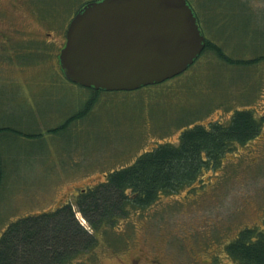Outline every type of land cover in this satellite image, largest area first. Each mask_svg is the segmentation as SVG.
Segmentation results:
<instances>
[{"label":"rangeland","instance_id":"obj_1","mask_svg":"<svg viewBox=\"0 0 264 264\" xmlns=\"http://www.w3.org/2000/svg\"><path fill=\"white\" fill-rule=\"evenodd\" d=\"M10 1L0 0V49L6 55L12 49H35L27 58L36 64L14 58L0 66L4 84L14 80L19 87L17 100L11 97L14 86L6 89L5 100L0 98V125L22 129L0 130V236L14 220L66 203L89 227L76 205L82 188L93 187L159 143L176 145L184 126L226 125L242 109L259 122L255 136L233 144L221 164L195 182L146 207L128 206L106 233H97L92 251L72 255L66 263L236 264L226 244L246 228L264 232V0H187L206 40L220 45L230 61L205 50L161 83L98 96L63 78L57 60L64 42L59 31L68 19L58 17L54 1L70 17L84 0H51L53 12L45 19L28 0H14L15 12L5 7ZM93 97L92 108L68 121L70 126L48 130Z\"/></svg>","mask_w":264,"mask_h":264},{"label":"trees","instance_id":"obj_2","mask_svg":"<svg viewBox=\"0 0 264 264\" xmlns=\"http://www.w3.org/2000/svg\"><path fill=\"white\" fill-rule=\"evenodd\" d=\"M205 46L203 51L213 50L223 59L219 45L207 41ZM86 88L92 96L104 91ZM95 98L48 130L56 132L70 126L68 121L86 114ZM258 124L250 110L236 109L226 125L194 123L182 127L176 145L157 144L79 194L76 205L91 230L77 221L69 203L18 218L0 236V264H66L72 255L92 251L99 242L97 233H106L119 216L127 213L128 206L146 207L159 196L195 182L206 170L218 167L233 144L255 136ZM6 128L22 132L8 125ZM252 231L244 229L225 246L236 264H264V232Z\"/></svg>","mask_w":264,"mask_h":264},{"label":"water","instance_id":"obj_3","mask_svg":"<svg viewBox=\"0 0 264 264\" xmlns=\"http://www.w3.org/2000/svg\"><path fill=\"white\" fill-rule=\"evenodd\" d=\"M204 46L187 0H95L70 20L58 60L74 83L131 91L183 72Z\"/></svg>","mask_w":264,"mask_h":264},{"label":"flooded vegetation","instance_id":"obj_4","mask_svg":"<svg viewBox=\"0 0 264 264\" xmlns=\"http://www.w3.org/2000/svg\"><path fill=\"white\" fill-rule=\"evenodd\" d=\"M91 1H94V0H84V1H82L76 8H74L73 9V11L71 12V16L69 17V16H67L66 14H64L63 13V15H62V13H61V11H60V9H57V6L59 5L62 9H64L63 8V6H62V3H60V4H58L57 5V2L56 1H54L55 2V4H56V6L54 7V10H55V13L58 15V17L60 18V19H62V17H60V16H64V19H68V21H67V23L64 25V27H63V29L62 30H60L59 31V38L61 39V40H64V38H65V34H66V29H67V26H68V24H69V22H70V20L72 19V17L76 14V12L82 7V6H84L86 3H88V2H91ZM28 2V5L30 6V8H31V10L37 15V17L38 18H40V19H45V18H51V12H53V8H52V5H53V3H51V0H45L44 1V3H39V5H37V3H36V0H28L27 1ZM5 7H6V9H8V10H10V11H13V12H15L16 11V9H15V7H14V0H11L10 1V3L8 4V5H5ZM57 9V10H56ZM64 11H65V9H64ZM194 11V10H193ZM194 14H195V16H196V20H197V23H198V26H199V16H198V14H197V12H195L194 11ZM208 15V14H207ZM6 23L7 24H9V23H11L10 21H6ZM1 24H2V27L0 26V28H1V31L3 32V28H4V22H1ZM199 28H200V26H199ZM201 29V28H200ZM48 35V34H47ZM205 36V35H204ZM65 41V40H64ZM205 41H206V37H205ZM207 42V41H206ZM217 44V43H216ZM63 45H64V42H63ZM62 45V46H63ZM218 45V44H217ZM61 46V47H62ZM220 46V45H219ZM221 47V46H220ZM206 48V46L204 47V49ZM221 49H222V47H221ZM32 51H35V49H23V50H21L20 51V49H12V51H10V53L9 54H5V49H0V52H2V55L0 56V66H2L3 64H4V62L5 61H9V60H12V59H14V58H18V59H20L21 61H20V63L21 64H24V65H26V66H31V65H35L36 63L35 62H32L31 60H29L28 58H27V56L28 55H30V53L32 52ZM22 54H21V53ZM10 86H14L15 87V91H14V93H13V95H11V97L13 98V99H16L17 100V98L19 97L18 96V84L17 83H15V81L14 80H11L8 84H4V79L3 78H1L0 79V98H3L4 100H5V98L6 97H8V95H7V93H6V89L8 88V87H10ZM32 90V85L30 84L29 85V87H28V97H29V99H28V101L30 102V109L32 110V104H31V102L32 101H35V99H33V97H34V95L33 94H30L29 92ZM5 127L6 126V124L5 125H0V127ZM6 128V127H5ZM15 128H17V127H15ZM18 129V128H17ZM86 189L85 188H82V191H80V192H78V193H76L75 194V198L77 199V197L79 196V194L80 193H82V192H84ZM77 201V200H76ZM152 261H155V260H152ZM137 263V260L135 259L134 260V264H136ZM151 264V263H150ZM157 264H161L160 262H158Z\"/></svg>","mask_w":264,"mask_h":264}]
</instances>
